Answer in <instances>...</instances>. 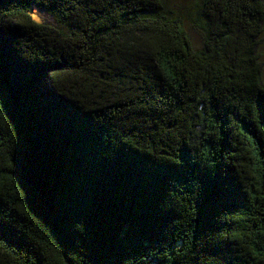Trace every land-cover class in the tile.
<instances>
[{
    "label": "trees",
    "instance_id": "16d2710c",
    "mask_svg": "<svg viewBox=\"0 0 264 264\" xmlns=\"http://www.w3.org/2000/svg\"><path fill=\"white\" fill-rule=\"evenodd\" d=\"M263 27L264 0H0V264H264Z\"/></svg>",
    "mask_w": 264,
    "mask_h": 264
},
{
    "label": "rangeland",
    "instance_id": "374dc122",
    "mask_svg": "<svg viewBox=\"0 0 264 264\" xmlns=\"http://www.w3.org/2000/svg\"><path fill=\"white\" fill-rule=\"evenodd\" d=\"M171 5L182 7L185 6L190 2V0H168ZM33 18L40 22L47 25H54L55 20L53 16L43 10H40L38 7L33 8L32 12ZM184 27L186 28L187 32L190 34L192 42L196 48H199L202 44L200 36L195 32V30L191 27L189 22H185ZM260 53L263 63V80H264V27H263V34L261 37V46H260Z\"/></svg>",
    "mask_w": 264,
    "mask_h": 264
}]
</instances>
